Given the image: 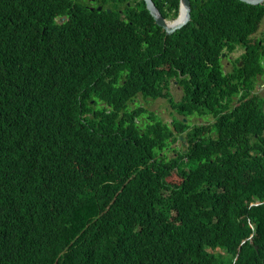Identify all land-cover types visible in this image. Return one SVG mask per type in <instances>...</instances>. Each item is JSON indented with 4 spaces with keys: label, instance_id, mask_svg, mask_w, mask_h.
<instances>
[{
    "label": "trees",
    "instance_id": "trees-1",
    "mask_svg": "<svg viewBox=\"0 0 264 264\" xmlns=\"http://www.w3.org/2000/svg\"><path fill=\"white\" fill-rule=\"evenodd\" d=\"M106 1L0 0V264H264V2Z\"/></svg>",
    "mask_w": 264,
    "mask_h": 264
},
{
    "label": "rangeland",
    "instance_id": "rangeland-1",
    "mask_svg": "<svg viewBox=\"0 0 264 264\" xmlns=\"http://www.w3.org/2000/svg\"><path fill=\"white\" fill-rule=\"evenodd\" d=\"M264 25V17L262 18L259 28L262 27ZM257 30V32L255 34H253L254 37L259 36L261 34V31H263V29L261 28V30ZM229 61V62H228ZM222 63V69L224 71H228L231 69L234 60H230L229 57H223L221 60ZM171 91L173 94V97L178 100L181 95H182V90L180 86H177L176 83L174 81L171 82ZM145 101L140 94L138 96H136L135 100L130 103V106H133L136 103L139 102H143ZM146 107L152 111L156 116L154 117L155 119H160L163 120L164 122H170V120L174 117H171V113L174 114L177 117H180L175 110H173L169 103L163 99V98H157V99H150L147 98L146 103H145ZM185 120V122H188V124H195V125H200V124H204L207 123L209 121H211V116L210 115H198V114H192L190 115L188 118H183V121ZM182 143H180L179 141L176 142H172L170 145H168V147H165L166 152H168V155H176L177 152L182 151V149L185 148V146Z\"/></svg>",
    "mask_w": 264,
    "mask_h": 264
},
{
    "label": "water",
    "instance_id": "water-1",
    "mask_svg": "<svg viewBox=\"0 0 264 264\" xmlns=\"http://www.w3.org/2000/svg\"><path fill=\"white\" fill-rule=\"evenodd\" d=\"M143 1L145 2V7L148 10L151 17L153 18L155 24L163 28L165 36L170 35L175 30L187 24V22L190 19V10H191L190 0H179L177 15L171 18L174 19L173 23H169L171 19H166L165 17L162 16L160 10L157 8L153 0H143ZM241 1L253 5L263 4L264 2V0H241ZM98 9H100V7H98ZM224 56H225V52H222L221 57ZM238 65L239 66L241 65V61H239Z\"/></svg>",
    "mask_w": 264,
    "mask_h": 264
},
{
    "label": "flooded vegetation",
    "instance_id": "flooded-vegetation-1",
    "mask_svg": "<svg viewBox=\"0 0 264 264\" xmlns=\"http://www.w3.org/2000/svg\"><path fill=\"white\" fill-rule=\"evenodd\" d=\"M98 1L99 0H81V2H83V4H84V7L88 8L89 10H93L95 8L99 12H103V11H106L107 13H110L111 12L110 6H105L103 8V6L101 5V3H99ZM109 1L110 0H107L104 3H108ZM118 4L121 7V8H119V9L116 10L117 12H119V15L118 16L121 17L122 19L123 18L125 19L127 15H125V10H123V8L126 5L127 6L130 5V3L128 1H126V0H120ZM98 7H100V9H98ZM73 8H75V7H73ZM66 19H67V17L64 16V15H62V16H56L55 17V21L58 22V23H62ZM134 30H136V29L134 28Z\"/></svg>",
    "mask_w": 264,
    "mask_h": 264
},
{
    "label": "crops",
    "instance_id": "crops-1",
    "mask_svg": "<svg viewBox=\"0 0 264 264\" xmlns=\"http://www.w3.org/2000/svg\"><path fill=\"white\" fill-rule=\"evenodd\" d=\"M261 28L264 31V25L262 27L259 28V30H261ZM243 52V49L241 47H236L234 49V51H232L229 55V59L230 60H234L237 56H239L241 53ZM229 62V61H228ZM264 62V61H263ZM254 92L259 94L260 96H262L264 98V75L259 76L256 79L255 82V88H254Z\"/></svg>",
    "mask_w": 264,
    "mask_h": 264
},
{
    "label": "clouds",
    "instance_id": "clouds-1",
    "mask_svg": "<svg viewBox=\"0 0 264 264\" xmlns=\"http://www.w3.org/2000/svg\"><path fill=\"white\" fill-rule=\"evenodd\" d=\"M176 15H177V14H176ZM172 17H175V16H172ZM172 17H169V18H166V19H171ZM189 20H190V19H189ZM222 58H223V57H222ZM174 82H175V81H174ZM176 85H177V84H176ZM170 90H171V85H170ZM171 92H172V91H171ZM181 92H182V91H181ZM181 96H182V95H181ZM156 99H157V98H156ZM174 99H175V98H174ZM179 99H180V98H179ZM179 99H178V100H179ZM134 100H135V98H134ZM134 100H133V101H134ZM175 100H176V99H175ZM133 101H132V102H133ZM132 102H131V103H132ZM142 103H144V105H145L146 101H143ZM145 106H146V105H145ZM263 108H264V107H263ZM263 112H264V111H263ZM184 122H185V121H184ZM180 137H181V138H180ZM179 140L182 141L181 143H182V144L185 146V148H186V147H187L186 138H184L182 135H180V136H179ZM183 145H182V146H183ZM185 148H184V149H185Z\"/></svg>",
    "mask_w": 264,
    "mask_h": 264
},
{
    "label": "bare ground",
    "instance_id": "bare-ground-1",
    "mask_svg": "<svg viewBox=\"0 0 264 264\" xmlns=\"http://www.w3.org/2000/svg\"><path fill=\"white\" fill-rule=\"evenodd\" d=\"M174 22V19H171L170 21H169V23H173Z\"/></svg>",
    "mask_w": 264,
    "mask_h": 264
},
{
    "label": "built area",
    "instance_id": "built-area-1",
    "mask_svg": "<svg viewBox=\"0 0 264 264\" xmlns=\"http://www.w3.org/2000/svg\"><path fill=\"white\" fill-rule=\"evenodd\" d=\"M263 111H264V108H263Z\"/></svg>",
    "mask_w": 264,
    "mask_h": 264
}]
</instances>
